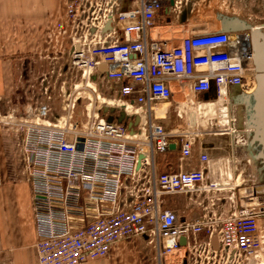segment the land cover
Segmentation results:
<instances>
[{
	"label": "built area",
	"instance_id": "2783aa9c",
	"mask_svg": "<svg viewBox=\"0 0 264 264\" xmlns=\"http://www.w3.org/2000/svg\"><path fill=\"white\" fill-rule=\"evenodd\" d=\"M115 1L133 7L110 13L100 9L98 0L66 3L65 23L54 33L56 40L69 43L65 64L80 72L85 83L67 95L62 92L65 116L55 118L48 105L0 115L8 180L30 187L37 264L105 259L113 245L133 238L143 240L161 264L199 244L190 238L201 235L205 259L256 264L264 249V192L249 191L240 208L225 216L184 220L164 207L166 196L219 191L217 179L230 178L221 170L227 171L232 160L211 159L200 143L211 135L227 137L231 146L237 139L228 123L237 122L234 113L227 114L231 91L248 94L255 88L246 39L203 27H187L179 41L153 38L154 21L164 7L173 22L179 21L188 0H173L172 5L170 0ZM107 24L121 32L120 41L96 38ZM90 81L108 85L110 98L117 97L134 115L103 106L100 99L91 111L90 96L81 92ZM176 92L181 102L174 100ZM86 103V118L74 120L76 105ZM217 105L224 110L210 112ZM172 115L178 124L167 131L162 122ZM211 121L228 127L195 130ZM171 145L178 146L179 170L159 173L154 157ZM195 147L198 166L185 171L182 163L192 158Z\"/></svg>",
	"mask_w": 264,
	"mask_h": 264
},
{
	"label": "crops",
	"instance_id": "0c3cea01",
	"mask_svg": "<svg viewBox=\"0 0 264 264\" xmlns=\"http://www.w3.org/2000/svg\"><path fill=\"white\" fill-rule=\"evenodd\" d=\"M67 1L0 0V102H3L6 111L7 108L11 107L7 104L12 101L14 86L15 83L19 82L18 74L20 70H23L24 65L32 64V62L37 63V60L42 58L41 56L44 53L57 48L58 45L55 43L58 40H56L54 32L65 23ZM193 3L188 0L189 5L183 7L179 21L175 20L174 22L168 16L169 11L165 6L154 21L155 26L151 30V36L163 39L173 33H171V30L180 27L183 28V32L186 31L189 22L193 18L195 6ZM98 4H100L102 11L108 9L110 13H119L133 7L132 4L117 3L115 0H98ZM104 37L107 41H120L122 39L121 32L111 24H107L98 30L96 38L102 39ZM99 91L107 97L112 95L108 85H103ZM175 95H178L177 92ZM162 124L167 131L173 129L171 121H163ZM241 132L242 135L245 133L246 136L243 135L242 139L239 137V143L235 141L231 148L230 146L224 147L222 141H215L212 144L202 141L200 147L210 157H220L224 156L225 153H229L232 157L234 173L237 172L238 165L244 162L252 170V175L256 177L255 182L262 183L264 157L260 148L248 139L247 135L251 131L241 129ZM236 146L240 147V155H243L239 158L235 157L232 150ZM197 147L193 149L192 158L182 163L185 171L197 168ZM249 148H252L255 158L254 165L248 159ZM2 154L0 144V176L3 184L0 186V264H37L36 234L31 211L30 187L26 183H16L8 180ZM154 165L159 173L178 171L179 165H181L179 163L178 146L171 145L168 152L155 155ZM258 166L259 168H257ZM263 190V186L255 188L257 193H262ZM180 196H183L185 204L181 205L179 209L172 203L167 204L165 198L164 207L173 210L179 219L192 220L193 218L194 220L207 216V214H202L206 208L203 206L201 194ZM233 200L230 198V202H226L229 205L228 214L236 208V202ZM219 202L221 200L218 199L216 205ZM224 207L222 206V208ZM217 209L218 211L213 213L215 217H217V212L218 216L227 215L225 210H220V206ZM197 239L199 238H190V241L195 243ZM84 264H156V258L153 251L146 246L143 240L133 238L113 245L107 258L89 261Z\"/></svg>",
	"mask_w": 264,
	"mask_h": 264
},
{
	"label": "rangeland",
	"instance_id": "374dc122",
	"mask_svg": "<svg viewBox=\"0 0 264 264\" xmlns=\"http://www.w3.org/2000/svg\"><path fill=\"white\" fill-rule=\"evenodd\" d=\"M191 2L195 5L193 18L189 22L188 27H203L206 29H211L212 27H219L222 29L224 24H228V21L225 17H235L238 21L244 22L250 27L261 28V24H264V1L263 0H191ZM189 5V4H188ZM252 18V19H251ZM254 21L253 24L249 23L247 20ZM215 20V21H214ZM258 20V21H257ZM257 23V24H256ZM253 28V30H254ZM173 32V33H172ZM183 32V28H177L171 30V35L167 36L166 40L179 41L185 35ZM57 48L50 49L47 53L42 55V58L37 60V63L32 62V64H25L23 70H20L19 82L14 86L12 101L7 104L11 105L8 109L17 110L18 113H22L29 109H33L35 107H39L41 105H48L54 114L58 116H65V113L62 112V92L67 95L70 91H73L76 87L84 86V81L81 79V73L76 70H69L68 66H66V53L69 43L66 39H58L57 43H55ZM89 87V90H82L85 94H88L91 98L92 110H96L99 107V99L102 100L103 106L108 108H121L127 115H134L131 111L128 112L126 108L117 101L118 98L107 97L104 98L100 93L99 89L102 86H96L95 83L91 82L86 86ZM102 97V98H101ZM109 98V99H108ZM117 99V100H116ZM175 101H180V97L175 95ZM181 102V101H180ZM86 103L83 107L76 105L74 109L73 119L76 118L80 120L82 117L86 118V113L90 108ZM215 107L210 110V112H218V110H224L223 107ZM235 110V109H234ZM233 113L235 115V111ZM6 108L4 107L3 102H0V115H4ZM190 110H188L189 113ZM215 115V114H214ZM236 116V115H235ZM186 118V117H185ZM214 118V117H213ZM212 118V120H213ZM173 115L171 116V125L174 128L177 122L174 124ZM183 121V120H182ZM237 122H239L237 120ZM236 122V123H237ZM185 124V122H183ZM212 128L210 127L211 125ZM205 124L201 123L195 127V130L200 132H208L213 131L214 129H226L228 126L223 122L219 123V126H216L214 121H211L209 124L204 126ZM184 127V126H183ZM0 133L1 130H0ZM203 141L206 143L212 144L215 141H222L224 143V147H232L229 144V140L227 137H216L211 135L210 137H204ZM236 142L239 141L237 138ZM239 143V142H238ZM229 150V149H228ZM235 157H241L240 155V147H235L232 149ZM227 151V150H226ZM221 158H228L232 160V157L229 153H225L224 156L220 157H211L213 160H219ZM259 168V166L257 167ZM229 169H231L229 171ZM227 171L221 170V173H225L226 175H230V178H222L217 179V183L219 184V191H210L207 193L201 194V200H203V206L206 210L202 213L204 215L207 214L208 217H211L214 212L218 211V206H220V210H225L228 215V206L226 202H230L229 199H234L236 202V208H240L243 204L242 199L246 197V192H249V189L253 188L255 190L256 187H264V175L262 183L255 182V176L252 175V170L243 163H240L237 167V172L234 173L233 162L229 166ZM262 189V188H261ZM262 191V190H261ZM264 191V190H263ZM221 200V202L217 204V201ZM165 200L168 203H172L177 209L180 208L184 203L183 196L180 195H169L165 197ZM244 201V199H243ZM214 202V204H213ZM225 204V205H224ZM222 206L224 208H222ZM180 215V214H179ZM218 217V212L216 213ZM226 215V214H225ZM193 220V218H192ZM196 246H191V248L182 249L179 252L175 253L174 256H171L167 260H163L162 264H183L184 259L186 264H231L224 259L213 260V259H205V256H208V252L204 250V242L206 241L205 235H201L198 237ZM264 248V247H263ZM264 250V249H263ZM264 253V251H262ZM210 255V254H209ZM184 257V258H183ZM209 257V256H208ZM201 259V260H200ZM234 264H254V263H234ZM256 264H264V259L258 260Z\"/></svg>",
	"mask_w": 264,
	"mask_h": 264
},
{
	"label": "water",
	"instance_id": "95a60500",
	"mask_svg": "<svg viewBox=\"0 0 264 264\" xmlns=\"http://www.w3.org/2000/svg\"><path fill=\"white\" fill-rule=\"evenodd\" d=\"M173 4V0H170V5ZM228 21L226 27H230V32H235L239 29L244 28L246 23L240 22L235 17H225ZM227 32V31H226ZM253 46L255 49L256 59L255 64L260 73L258 76V86L255 93L251 96V105L245 111L244 114L236 112L235 115L238 117L239 126L242 129L251 131L247 135L250 141L254 142L255 146L259 147L264 157V33L260 29H255L252 34ZM105 70L104 66H100L98 71L103 73ZM95 81V77L92 78ZM58 115L55 114V118ZM242 124V125H241ZM245 124V126L243 125ZM243 135L240 136V139ZM141 159V158H140ZM250 192L254 191L253 188L249 189ZM181 246H185V240H180ZM213 244L215 245V238H213Z\"/></svg>",
	"mask_w": 264,
	"mask_h": 264
},
{
	"label": "flooded vegetation",
	"instance_id": "af4514ba",
	"mask_svg": "<svg viewBox=\"0 0 264 264\" xmlns=\"http://www.w3.org/2000/svg\"><path fill=\"white\" fill-rule=\"evenodd\" d=\"M253 31H254L253 28L246 24L244 26V28L239 29V30L234 32V33H237V34L243 36L246 39V42H247L248 48H249V54L252 58L254 70H255V82L256 83H255V88L251 93H248V94L242 93L237 88L232 89V91H231V103L233 105V110L235 109V107H238L237 112H239L241 114H244L245 111L251 105V96L255 93V91L257 89V86H258V83H257L258 80L257 79H258V76L260 75V73L256 67V64H255L256 54H255V49L253 46V41H252V36H251L253 34ZM262 259H264V253L262 255ZM185 261H187V260L184 259L183 264H186Z\"/></svg>",
	"mask_w": 264,
	"mask_h": 264
},
{
	"label": "bare ground",
	"instance_id": "6f19581e",
	"mask_svg": "<svg viewBox=\"0 0 264 264\" xmlns=\"http://www.w3.org/2000/svg\"><path fill=\"white\" fill-rule=\"evenodd\" d=\"M252 19V18H251ZM250 19V20H251ZM247 20V19H246ZM250 20H247L249 23H251V24H253V22L252 21H250ZM215 21V20H214ZM258 21V20H257ZM257 24V23H256ZM225 25H227V24H224L223 26H222V29L221 28H219V27H212L211 29H209V30H211V31H214V32H217V31H227V32H230L231 30V28L230 27H226ZM261 28H254V30L255 29H260V30H262L263 31V33H264V24H261V26H260ZM230 28V29H229ZM252 36V35H251ZM260 76V75H259ZM256 83V82H255ZM102 98V97H101ZM122 104V103H121ZM125 108H126V110L128 111V112H130L131 110L129 109V107L127 108L126 107V105H124V104H122ZM119 109H121V108H119ZM123 110V109H122ZM238 111V107H235V113ZM125 113V112H124ZM133 113V112H132ZM227 113V112H226ZM232 113V115L231 116H233V105H231V109L229 108V111H228V113L227 114H231ZM134 114V113H133ZM125 115L127 116V117H129V116H131V115H127L126 113H125ZM234 117V116H233ZM229 119V118H228ZM237 120H238V117H237ZM234 122V121H233ZM229 124H230V127H231V131L233 132V135H235V137H237L238 139H239V137L242 135V132L240 131L242 128H240V126H239V129H237L236 130V127H235V124H236V122H234V123H232L231 122V120L229 119V122H228ZM242 125V124H241ZM244 126H245V124H243ZM239 130V131H238ZM243 135H245V133L243 134ZM246 136V135H245ZM235 142V141H234ZM249 156H248V159H249V162L252 164V165H254V156H253V153H252V148H249ZM215 167V166H214ZM213 167V168H214ZM212 174L214 175V177L217 175V171H216V168H214L213 170H212ZM249 193L250 192H246V195L248 196L249 195ZM215 244H216V240H215ZM168 258H170V257H168Z\"/></svg>",
	"mask_w": 264,
	"mask_h": 264
}]
</instances>
